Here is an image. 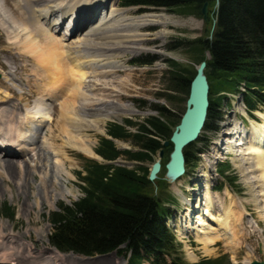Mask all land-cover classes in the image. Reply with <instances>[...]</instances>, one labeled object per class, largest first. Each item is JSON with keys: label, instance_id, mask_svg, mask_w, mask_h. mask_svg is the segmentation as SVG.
I'll return each mask as SVG.
<instances>
[{"label": "rangeland", "instance_id": "rangeland-1", "mask_svg": "<svg viewBox=\"0 0 264 264\" xmlns=\"http://www.w3.org/2000/svg\"><path fill=\"white\" fill-rule=\"evenodd\" d=\"M22 1L0 0V117L6 121L8 113L14 112V119L17 121L15 122L16 126L19 127L17 123L20 120L23 123L24 129L21 125L19 130H22L21 132H27V129L31 130V134L25 133L24 137L18 134L12 138L17 140L16 142L14 141L12 148L6 146L7 148L0 150V206L2 203H6L14 211L12 220L0 217V264H126L127 257L117 252L84 257L73 253H59L48 243V236L52 231L51 224L48 221L49 212L54 211L59 203L70 205L83 196L78 188L80 181L77 179L76 173L83 171L86 159H92L75 150L65 148V145L63 146L64 142L59 130V126L62 125L59 113L60 106L58 102L50 103L44 99L45 97H42V94L48 92L50 88L60 85L55 79L57 72H54L55 76L52 73L50 75V66L47 63H41L42 60L37 61L30 52L33 47L40 50L44 45L48 44L45 33L40 31V27L46 28L45 20L37 17V21H39L37 24L35 17L33 18L30 13L31 11L26 12L22 8ZM114 2L111 0L110 4L101 10L100 19L112 12L115 9L114 7L117 10H125L115 6ZM32 3L31 9L43 6L42 1L41 3ZM214 5L215 2L211 1L206 21L200 16L183 14L177 9H145L142 12L138 7L131 8L128 14L129 18L147 13H163L169 16L172 21H177L178 23L177 25L169 23L170 25H166L163 28L166 32L163 39H154L153 36H150L151 40L142 46L144 50L127 52L121 59L125 63L122 68L124 73L108 77H88L89 79L86 80L90 82L88 86L93 88L86 90H88L87 94L92 96V99L102 98L105 100L106 96H108L109 100H115L114 94L120 92L118 89L126 90L124 91L125 94L120 96L118 102L129 110L120 111L117 116H111L103 124L99 125L97 130L86 131L93 150L97 146L99 138L106 136V128L109 124H123L125 119L141 123L147 117H159L158 112L151 109L152 106L164 107L168 111V118L160 119L166 122L172 130L174 129L176 117L180 116L184 110L183 99L186 98V95L168 90L167 71L169 70V64L167 60L176 62L189 72L193 71L201 60L205 58L209 60L207 51L197 54L183 46L178 47L177 44H184L199 38L205 39L210 36L215 18ZM30 14L31 16H29ZM57 18L58 16L56 15V17L50 19L56 20ZM66 20L67 18L64 19V24L67 26L69 21ZM189 20H192V22ZM23 28V32H28L29 36L27 37L31 40V43L25 37H20ZM105 29L106 27L102 31H105ZM160 29L158 26H149L144 29V32L153 35ZM61 33H63V29L54 35L58 37L61 36ZM136 60H153V62L139 65L134 63ZM8 71L13 72V75L18 79L16 81L17 88L7 85V82L2 78L3 74ZM92 82L93 86L91 85ZM101 82L109 83L113 89L108 88ZM95 83L97 84L96 86L94 85ZM106 88L116 92L109 93ZM5 97L8 98L6 99ZM40 99L45 100L44 102L48 104L47 109L52 114V120L36 121L25 119L23 117L24 105L32 107L35 101ZM235 103L236 101L234 100L232 102L223 100L219 109V114L222 118L218 122L216 131L213 132L211 129L204 128L200 134V140L192 148L193 152H195L196 148L205 147L203 155L196 156L197 160L193 159L188 164L186 174L175 182H168L164 177V165L168 161L170 152L169 146L164 148L163 157L160 158L161 170L150 188V193L158 197L162 202H167L168 196L173 197V203L168 202V205L165 203L172 212V218L169 219L167 225L174 232L176 241L180 243L182 258L188 264L198 262L203 258L214 259L218 257L227 258L229 264H250L252 261L264 263V218L259 213L264 203L261 197H257L258 189L255 188L256 185L245 183L246 176L242 172L243 167H241L242 160L240 156L235 157L225 153L221 159L215 160L210 172L211 179L212 177L214 178L211 181V190L216 207L228 204V193L236 201L232 199L235 205L233 210H236L234 217L242 221L240 220L241 226L238 230L240 232L236 236L239 243L235 248L231 251L225 247L223 242H217L213 250L209 249L211 250L210 254L205 255L193 236H183L179 231L181 224H185V230L190 229V226H186V217H188L186 212L187 208H189V206L185 205L186 198L192 203L195 197H198V200L201 199L202 203L204 202L202 209L192 215V225L199 223L200 220L198 219L204 222L206 218L209 219L204 209L206 205L204 187L206 188V184L202 181L204 175L202 172V159L213 151V143L222 140L223 133L226 131L223 125L230 123L229 121L234 117ZM8 124L13 127L12 123ZM246 125L249 128L248 123ZM226 127L229 128L230 126L226 125ZM3 128L0 124V133L4 130ZM127 129L131 133L136 130L134 127H127ZM23 144L27 146L23 147ZM114 144L119 150H137L128 141L115 140ZM55 147L59 149L56 152L54 151ZM5 152H8V154L6 155ZM62 154L64 155L62 156ZM157 155L153 157L154 161L158 160ZM51 156L54 162L57 159L62 164L61 167L58 166L59 170L54 168L56 164L51 162ZM5 160L13 162L12 173L5 170L3 166V161ZM210 160L213 162V159ZM220 162L230 165L231 172L228 173L226 178L218 176L215 171L217 164ZM117 163L129 169H134L136 165L134 162L125 160L124 157H120ZM151 164L144 163L142 165L150 168ZM257 173L262 175L260 184L264 187V173L262 171ZM50 174L56 175L55 179L50 178ZM178 189L182 190L183 194L177 193L176 190ZM236 203H239V207H237ZM214 213L220 215L215 209L212 214ZM198 216L201 217L198 218ZM250 220H253L254 223L252 224ZM205 223L207 224V222ZM53 250L58 254L55 255ZM188 252H192L195 255V260L189 258Z\"/></svg>", "mask_w": 264, "mask_h": 264}, {"label": "trees", "instance_id": "trees-1", "mask_svg": "<svg viewBox=\"0 0 264 264\" xmlns=\"http://www.w3.org/2000/svg\"><path fill=\"white\" fill-rule=\"evenodd\" d=\"M206 1L210 5L215 0H120L119 5L123 8L139 7L142 12L149 8L177 9L183 14L201 17L200 10ZM218 2L210 38L177 44L197 54L209 52L205 71L209 82V107L204 126L207 129H216L220 119L219 109L225 99L220 93H234L237 86L243 84L246 91L243 102L248 110L253 111L257 103H264V0ZM152 62L136 60L134 63L145 65ZM167 63L168 90L183 93L187 98L195 71L189 72L171 60ZM151 109L157 111L159 117L150 116L141 123L125 119L123 124L107 126L108 136L129 141L136 151L118 150L112 140L104 137H100L94 149L106 162L124 157L134 162L135 168L86 159L83 172L76 173L83 196L71 205L59 203L56 211L49 212L52 231L48 242L57 251L81 256L115 251L127 256L126 264H188L182 258L180 244L166 227L167 219L172 215L167 205L174 199L168 196L167 202H162L150 193L149 168L142 165L153 163V157L163 148L162 142L168 140L172 132V128L160 119L168 118V111L157 106ZM181 115L176 117L174 126ZM127 127L136 130L131 133ZM194 146L191 144L184 149L186 165L197 160L196 156L202 150L196 148L193 152ZM169 148L171 150V145ZM229 170L227 163L217 166V173L223 178L228 177L226 172ZM0 217L12 220L13 208L2 203ZM194 264L229 263L227 258L220 257L202 259Z\"/></svg>", "mask_w": 264, "mask_h": 264}, {"label": "bare ground", "instance_id": "bare-ground-1", "mask_svg": "<svg viewBox=\"0 0 264 264\" xmlns=\"http://www.w3.org/2000/svg\"><path fill=\"white\" fill-rule=\"evenodd\" d=\"M41 1L43 3L42 7L37 9L33 7V10L31 9L33 5L32 2L41 3ZM106 1L107 0H23L21 2L23 3L22 8L26 12L31 11L30 13L33 18L35 17L36 23L39 22L37 21L38 18L45 20L46 28L44 29L42 26L40 27V31L45 33L48 44L44 45L40 50L33 47L30 52L37 61L42 60L41 63H47V65L50 66V75L52 73L55 76L54 72H57L55 79H57L60 85L57 86L56 84L57 87L50 88L48 92L44 90L45 93L42 94V97H45L44 99L50 103L56 101L60 106L59 113L60 119H62V125L60 124L59 130L61 132V138H63V146L65 145V148L75 150L90 158H95V155L93 153V147L91 148L90 141L86 135V131L91 129L97 130L99 125L103 124L105 120L111 118V116H117L120 114V111L129 110L118 102L120 96L124 95V91L126 90L118 89L120 92L114 94V97H116L115 100H109L108 96H106L107 98L105 100L102 98L92 99V96L87 94L88 90L86 89H92L93 87L88 86L90 82L86 80L94 76L108 77L110 75L124 73L122 72L124 70L122 68L125 63L123 60L121 61V59L127 52L144 50L142 46L145 45L147 41L151 40L150 36H153L154 39H163L166 35L163 28L166 25H177L178 23L177 21H172L169 16L163 13H147L129 18L128 14L131 8L117 10L116 7H114L115 9L108 15L100 19L101 10L104 9L100 8V5L105 4ZM112 1H115L114 5L116 6L117 0ZM87 10H89V13H87ZM31 14L29 16H31ZM56 15H60L61 19H50ZM70 16L71 19L69 20L68 28L74 24V30L69 32V30L65 28L64 34L62 33L61 36L56 37L54 34H56V29L61 25L62 19L66 17V21H68ZM189 21L192 22V20ZM87 24L91 26L87 27ZM149 26H158L161 29L153 35L146 34L144 29ZM104 27H106V29L102 31ZM23 30L24 28L22 29L20 37H25V39L31 43V40L27 37L29 36L28 32H23ZM67 36H70L69 39H67ZM2 78L7 82V85L17 88L16 81H18V79L13 75V72L8 71L6 74L4 73ZM95 81L97 80L95 79ZM101 83L105 84L108 88H112L107 82ZM91 85L93 86V82ZM94 85L96 86L97 84L95 83ZM6 88L8 89V87ZM108 88L106 89L109 90V93L116 92L112 90L113 88ZM240 90L244 91L243 88ZM5 98L7 99L8 97ZM45 100H36L32 107L24 105L23 117L29 120L51 121L52 114L49 112V109H47L48 104L44 102ZM235 110L244 114L241 102L238 101L235 103ZM255 115L260 119V122L251 121L248 129L243 128L241 123L237 121L226 123L225 127L229 125L232 126V129L227 128L223 133L222 140L213 143V151L202 159V172L204 174L202 181L206 184V188L204 187V192H206V205L204 209L206 210L205 213L209 216V219H205L207 224L201 219H198L200 220L199 223H194V225H192V215L202 209L204 202L202 203L201 199L198 200V197L194 198L193 203L189 199H185V205L189 206L186 212L188 217L185 216L186 226H190V229L185 230V224H181L179 231L183 236H193L205 255L210 254L211 250L209 249L211 248L213 250L217 242H223L225 247L232 251L239 243L237 242L238 237L236 236L237 233L240 232L238 230L241 226V219L239 218L240 220H238L234 217L236 212V210H233L235 206L233 202L234 199L229 193L227 194L229 202L226 206L223 204L224 206L221 205L220 207H216L214 203L211 190V181H213L214 178L212 177L211 179L210 172L212 171L211 167L215 163V160L221 159L225 153H231V155L235 157L240 156L242 160L241 167H243L242 172H244L246 176L245 183L256 185L255 188L258 189L257 197H261L264 203V187L260 184L262 175L257 173L258 171L264 173V113L256 111ZM6 119L8 123L13 124V127L0 117V124L4 127V130L0 133V150L7 147L12 148V145L14 146V143L17 141L12 138L16 137L18 134L23 137L25 133L31 134L30 129H27V132H21L22 130H19V127L23 123L20 120V122L17 123L19 127L16 126L15 122L17 121L14 119V112L8 113ZM24 146L23 144V147ZM54 149L55 152L59 150L57 147ZM5 154L7 155L8 152H5ZM63 155L64 154H62V156ZM54 156L56 157V155ZM210 159H213V162ZM50 160L54 162L52 156ZM54 163L56 164L54 168L59 170L60 168H58V166L61 167L62 164L59 163L57 159H55ZM3 166L9 173L13 172V162L11 160L3 161ZM25 171L24 173H26ZM49 176L52 179L56 177V175L52 174ZM176 192L183 194L182 190L179 189L176 190ZM196 200L197 206L195 207ZM194 203L195 205H193ZM236 204L237 207H239V203ZM194 207L195 209H193ZM261 208L259 213L264 218V215H262L264 214V204ZM214 209L216 212H219L220 215H216L215 213L212 214ZM202 215H204V213H202ZM200 217L201 216H198V218ZM250 222L252 224L254 223L253 220H250ZM53 252L55 255L58 254L55 250H53ZM20 256L25 257L22 255ZM188 256L191 260H195V255L192 252H188Z\"/></svg>", "mask_w": 264, "mask_h": 264}, {"label": "water", "instance_id": "water-1", "mask_svg": "<svg viewBox=\"0 0 264 264\" xmlns=\"http://www.w3.org/2000/svg\"><path fill=\"white\" fill-rule=\"evenodd\" d=\"M219 2L215 0V10L218 9ZM208 1L204 2L201 7V15L206 21L208 10ZM216 22V17L213 24ZM206 60H203L195 68V74L189 83L188 96L185 102V110L179 120V123L174 127L168 141L162 143L163 147L172 145V150L169 154V159L165 164L164 177L168 182H174L179 179L184 173L185 157L183 149L199 138V133L205 124V118L209 107V85L207 77L204 73ZM163 149L158 153L156 160L150 167L148 180L154 182L157 179V173L160 169L159 159L163 157ZM250 264H264L263 262L252 261Z\"/></svg>", "mask_w": 264, "mask_h": 264}]
</instances>
